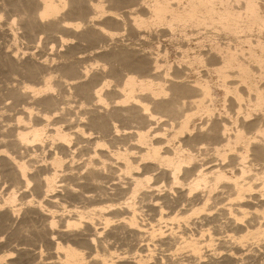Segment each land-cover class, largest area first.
<instances>
[{
	"label": "bare ground",
	"instance_id": "1",
	"mask_svg": "<svg viewBox=\"0 0 264 264\" xmlns=\"http://www.w3.org/2000/svg\"><path fill=\"white\" fill-rule=\"evenodd\" d=\"M0 0V264H264V4Z\"/></svg>",
	"mask_w": 264,
	"mask_h": 264
},
{
	"label": "rangeland",
	"instance_id": "2",
	"mask_svg": "<svg viewBox=\"0 0 264 264\" xmlns=\"http://www.w3.org/2000/svg\"><path fill=\"white\" fill-rule=\"evenodd\" d=\"M261 2L263 1V3L262 4H264V0H260Z\"/></svg>",
	"mask_w": 264,
	"mask_h": 264
}]
</instances>
